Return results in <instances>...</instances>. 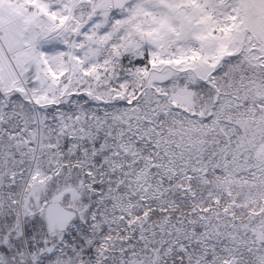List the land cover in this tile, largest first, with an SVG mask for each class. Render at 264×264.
<instances>
[{
	"label": "snow or ice",
	"instance_id": "snow-or-ice-1",
	"mask_svg": "<svg viewBox=\"0 0 264 264\" xmlns=\"http://www.w3.org/2000/svg\"><path fill=\"white\" fill-rule=\"evenodd\" d=\"M0 264H264V0H0Z\"/></svg>",
	"mask_w": 264,
	"mask_h": 264
}]
</instances>
